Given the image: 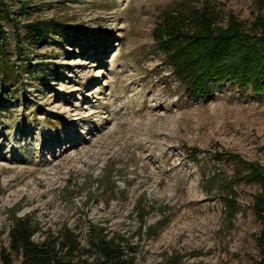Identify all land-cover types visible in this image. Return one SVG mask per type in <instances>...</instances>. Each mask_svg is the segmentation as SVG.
<instances>
[{"label":"rangeland","instance_id":"1","mask_svg":"<svg viewBox=\"0 0 264 264\" xmlns=\"http://www.w3.org/2000/svg\"><path fill=\"white\" fill-rule=\"evenodd\" d=\"M263 15L257 0H1L0 246L24 216L77 254L102 234L133 264L259 260L243 163H264V95L225 79L192 96L184 59ZM47 19L64 34L33 45L24 25Z\"/></svg>","mask_w":264,"mask_h":264},{"label":"trees","instance_id":"2","mask_svg":"<svg viewBox=\"0 0 264 264\" xmlns=\"http://www.w3.org/2000/svg\"><path fill=\"white\" fill-rule=\"evenodd\" d=\"M257 2L264 9V0ZM65 26L55 19L36 20L24 25L33 45L44 44L52 34L62 36ZM1 32L0 24V47L5 42ZM202 38H206L202 42L204 48L184 59L187 65L193 66V73H186L188 78L184 80L190 95L204 100L211 99L212 87L225 79L236 83L240 89L250 86L255 94L264 95V15L256 18L251 29L238 23L216 33L208 31ZM193 59H197V63L192 64ZM4 70L11 76L14 72L7 66ZM243 166L247 171L244 179L258 186L253 195V208L261 225L258 244L263 246L264 163H243ZM35 233L27 217L14 216L8 232V245L0 246V264H133L123 246L102 234H96L90 239L86 253L77 254L79 247L76 241L51 238L35 241ZM84 254L91 259L82 258ZM250 264H264V254Z\"/></svg>","mask_w":264,"mask_h":264}]
</instances>
